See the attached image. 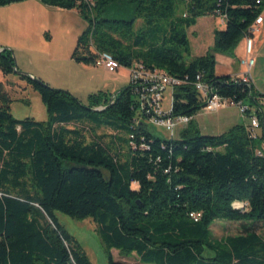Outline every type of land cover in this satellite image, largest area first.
<instances>
[{"label": "trees", "instance_id": "1", "mask_svg": "<svg viewBox=\"0 0 264 264\" xmlns=\"http://www.w3.org/2000/svg\"><path fill=\"white\" fill-rule=\"evenodd\" d=\"M25 1L0 0V7ZM35 1L76 9L86 22L71 54L75 63L94 66L107 54L121 68L165 72L180 82L171 116L190 120L176 138L165 137L139 113L130 83L110 99L97 92L83 104L18 72L12 51L0 47V72L17 73L47 113L42 122L15 119L0 84V264H91L58 213L90 219L109 264H120L111 250L141 264H264L258 233L264 226V96L239 79L215 75V55L232 56L245 36L253 37L249 29L264 0ZM206 16H224L225 28L213 32L203 56L187 59V29ZM197 75L221 98L255 107L256 139L242 124L201 134ZM101 129L114 132L108 142L97 135ZM218 222L239 224V232L216 237Z\"/></svg>", "mask_w": 264, "mask_h": 264}, {"label": "rangeland", "instance_id": "2", "mask_svg": "<svg viewBox=\"0 0 264 264\" xmlns=\"http://www.w3.org/2000/svg\"><path fill=\"white\" fill-rule=\"evenodd\" d=\"M182 11V6L177 9ZM217 16L199 18L197 25L187 29V37L190 44V57L203 56L213 46V29L222 28L217 24ZM140 22H137L139 26ZM86 22L76 9L62 10L59 8L46 7L39 3V31L28 29L21 39H10L0 36L2 48L12 51L15 66L18 72L40 79L51 88L69 92L81 103L86 104L85 94L102 92L110 99L116 92L129 85V75L125 68L109 73L101 67L93 65L77 64L71 59L78 36L85 30ZM244 41V38L241 40ZM28 46V47H27ZM255 56V55H254ZM218 73H223V66L218 65ZM252 85L254 89L260 88L264 95V48L255 56V66L251 71ZM0 84L12 99L10 105L11 115L18 120L32 118L42 122L47 119L45 106L39 95L25 81L21 80L17 73L3 75L0 72ZM255 90V91H256ZM81 96V97H79ZM171 104V90L168 88L164 94L163 109L168 110ZM264 104V103H263ZM264 109V106H262ZM235 107L222 108L216 112H199L195 116L201 134L219 135L226 132L236 124H249V120H242ZM73 126L70 125L69 128ZM180 129L174 132L177 137ZM260 131V130H259ZM259 131H256L259 133ZM157 132L167 136L164 130ZM114 132L101 129L97 135H107L108 142ZM87 140L91 137L84 133ZM122 136V134L119 133ZM136 186L133 185V188ZM59 223L71 234L82 246L91 264H109L105 248L96 232L95 224L90 220L76 221L57 214ZM215 236L233 235L239 232V224L219 223L213 226ZM259 234L264 235V226ZM111 257L115 263L141 264L135 256L124 257L116 250H111Z\"/></svg>", "mask_w": 264, "mask_h": 264}, {"label": "built area", "instance_id": "3", "mask_svg": "<svg viewBox=\"0 0 264 264\" xmlns=\"http://www.w3.org/2000/svg\"><path fill=\"white\" fill-rule=\"evenodd\" d=\"M219 17L225 22L224 16ZM261 22L262 17L260 15L249 29L252 35ZM244 40L246 56L239 61L243 68V73L239 76H232L231 78L232 80L239 79L242 83L253 86L251 79V69L254 65V59L252 57L253 41L250 36H245ZM94 66L101 67L109 73L116 72L121 68L118 63L107 54L100 55L95 61ZM127 70L129 72V83L133 85V92L136 94L139 113L145 116L146 123L155 128L156 131L157 129H162L166 133V137L173 138L174 132L177 131V129L184 128L190 120L182 116L172 117L170 113L171 104L168 110L163 109L166 90L168 88L171 90L172 103V91L180 82L165 72L145 70L139 64H134ZM194 89L200 95L201 101L204 103L202 111L212 113L222 108L235 107L242 120H249V124L244 125L249 137L252 139L258 137L256 131H259L261 126L254 108H250L247 104L242 102L234 103L229 99L221 98L215 93L212 87L204 82L201 75L196 76ZM261 146L264 149V143ZM257 154H260V151H257ZM242 206L243 205H239V207ZM190 217L194 221H197L199 216L190 214Z\"/></svg>", "mask_w": 264, "mask_h": 264}, {"label": "crops", "instance_id": "4", "mask_svg": "<svg viewBox=\"0 0 264 264\" xmlns=\"http://www.w3.org/2000/svg\"><path fill=\"white\" fill-rule=\"evenodd\" d=\"M261 17H262V22L260 23V25H258V27H257L256 31L253 33V37H252V41H253L252 42L253 43L252 57L254 59L253 67L255 66V56L260 54L262 49L264 48V10L261 13ZM198 19H197V21H198ZM197 21H196L195 25H197ZM217 24L222 26V28H220L218 30H223L225 28V22L221 18L219 19V21H217ZM29 28H30V31L31 30L39 31V2H37L35 0H29V1L22 2V3H16V4H11L9 6L0 7V36L4 35L10 39L11 38L12 39H14V38L15 39H21L23 37V33L27 32ZM215 30L216 29H213V32ZM1 43H4V42H0V47L3 46V44H1ZM245 56H246L245 40L239 42V44L234 49L232 56L216 54L215 55V60H216L215 75L218 77H221V76H231V77L232 76H239L240 74L243 73V68L241 67L239 61H240V59L244 58ZM218 65L223 66L224 72L221 74L217 72ZM253 67H252V69H253ZM252 69H251V71H252ZM127 72H128V70H127ZM128 75H129V72H128ZM259 90H261V89L258 88L256 91L259 94H261V92ZM89 95H91V92L85 94V96H84L85 99H87ZM261 95H263V94H261ZM79 97H81V96H79ZM263 103H264V98L261 99V101H260V104L262 106H264ZM227 108H229V107H227ZM227 108H225V109H227ZM254 109H255V107H254ZM262 110L264 111L263 108H262ZM201 112L205 113L206 111L201 110ZM207 113H209V112H207ZM238 118H240V116ZM242 125L244 126V124H242ZM198 128H199V126H198ZM257 134H259V133H257ZM219 223H224V222H218L216 224H219ZM229 224H231V223H229ZM222 236H225V235H222ZM222 236H216V237H222Z\"/></svg>", "mask_w": 264, "mask_h": 264}, {"label": "water", "instance_id": "5", "mask_svg": "<svg viewBox=\"0 0 264 264\" xmlns=\"http://www.w3.org/2000/svg\"><path fill=\"white\" fill-rule=\"evenodd\" d=\"M1 51H2V49H0V52H1ZM96 110H98V111H99V110H101V109L99 108V109H96Z\"/></svg>", "mask_w": 264, "mask_h": 264}]
</instances>
